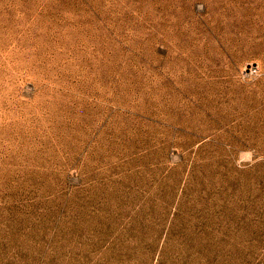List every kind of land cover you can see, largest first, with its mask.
<instances>
[{
	"label": "rangeland",
	"instance_id": "rangeland-1",
	"mask_svg": "<svg viewBox=\"0 0 264 264\" xmlns=\"http://www.w3.org/2000/svg\"><path fill=\"white\" fill-rule=\"evenodd\" d=\"M249 5L0 0V264H264Z\"/></svg>",
	"mask_w": 264,
	"mask_h": 264
},
{
	"label": "bare ground",
	"instance_id": "bare-ground-1",
	"mask_svg": "<svg viewBox=\"0 0 264 264\" xmlns=\"http://www.w3.org/2000/svg\"><path fill=\"white\" fill-rule=\"evenodd\" d=\"M246 1L249 0H243V2ZM252 1L254 2V5H249L246 11L253 15H260L264 8V0H252ZM238 10L241 11L240 9ZM221 11L227 14V10L225 9V7L221 8Z\"/></svg>",
	"mask_w": 264,
	"mask_h": 264
}]
</instances>
